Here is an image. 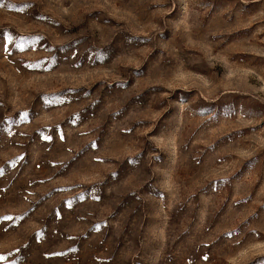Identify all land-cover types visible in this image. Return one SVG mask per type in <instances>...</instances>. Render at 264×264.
Returning <instances> with one entry per match:
<instances>
[{"label":"rangeland","instance_id":"rangeland-1","mask_svg":"<svg viewBox=\"0 0 264 264\" xmlns=\"http://www.w3.org/2000/svg\"><path fill=\"white\" fill-rule=\"evenodd\" d=\"M0 264H264V0H0Z\"/></svg>","mask_w":264,"mask_h":264}]
</instances>
